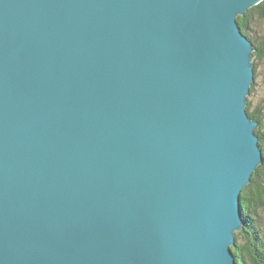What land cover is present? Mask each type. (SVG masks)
<instances>
[{"label": "water", "instance_id": "1", "mask_svg": "<svg viewBox=\"0 0 264 264\" xmlns=\"http://www.w3.org/2000/svg\"><path fill=\"white\" fill-rule=\"evenodd\" d=\"M262 1L0 0V264H237Z\"/></svg>", "mask_w": 264, "mask_h": 264}, {"label": "trees", "instance_id": "2", "mask_svg": "<svg viewBox=\"0 0 264 264\" xmlns=\"http://www.w3.org/2000/svg\"><path fill=\"white\" fill-rule=\"evenodd\" d=\"M263 14L264 0L236 19L242 33L253 44L254 58L262 64H264V36L256 40L253 32L257 17ZM257 66L258 63H254V79L257 76ZM246 110L248 115L257 122L255 133L259 139L262 163L253 173L250 183L240 194L241 213H243L244 217L243 233L245 234L238 233L236 235L235 246L232 251L237 264H243L245 258L248 259L250 264H264V236L259 233L257 226L251 223L253 217L257 215L260 209L264 208V112L260 109L259 112L256 109H252L251 102H248ZM242 239L245 241H241Z\"/></svg>", "mask_w": 264, "mask_h": 264}, {"label": "rangeland", "instance_id": "3", "mask_svg": "<svg viewBox=\"0 0 264 264\" xmlns=\"http://www.w3.org/2000/svg\"><path fill=\"white\" fill-rule=\"evenodd\" d=\"M253 36L255 37L256 40H257V38L260 39V37L264 36V14L257 17V20L255 22V26H254ZM251 44H252V42H251ZM252 49L254 52L253 46H252ZM252 57H253V59H252L253 65H254V63H258L257 71H256L257 76H256V79L253 80L254 83H252V85H251V87H253L252 92H251V87H250V93L247 97V103L251 102L252 109H254V110L256 109L257 112H259V109L263 110V112H264V81H263L264 64L257 62V60L254 58L253 53H252ZM256 128H255V130H256ZM255 135H256V133H255ZM242 191H243V189H242ZM240 209H241V207H240ZM241 217H242L243 225H242L241 230L239 232H237L236 235L238 233L243 234V235L245 234V233H243V228H244L243 213H242ZM251 223L255 224L257 226V228L259 229V233L264 236V208L260 209V211L257 213V215L255 217H253V221L251 220ZM243 240L244 239H242L241 241H243ZM231 248H233V247H231ZM244 261L245 262L243 264H250L247 258H245Z\"/></svg>", "mask_w": 264, "mask_h": 264}, {"label": "bare ground", "instance_id": "4", "mask_svg": "<svg viewBox=\"0 0 264 264\" xmlns=\"http://www.w3.org/2000/svg\"><path fill=\"white\" fill-rule=\"evenodd\" d=\"M253 46V45H252ZM240 201V200H239ZM241 212V211H240Z\"/></svg>", "mask_w": 264, "mask_h": 264}]
</instances>
